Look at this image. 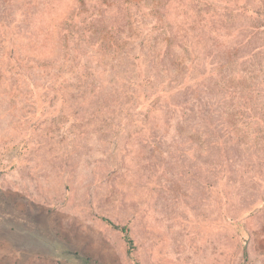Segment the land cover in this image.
<instances>
[{"label": "rangeland", "instance_id": "obj_1", "mask_svg": "<svg viewBox=\"0 0 264 264\" xmlns=\"http://www.w3.org/2000/svg\"><path fill=\"white\" fill-rule=\"evenodd\" d=\"M0 264H264V0H0Z\"/></svg>", "mask_w": 264, "mask_h": 264}, {"label": "trees", "instance_id": "obj_2", "mask_svg": "<svg viewBox=\"0 0 264 264\" xmlns=\"http://www.w3.org/2000/svg\"><path fill=\"white\" fill-rule=\"evenodd\" d=\"M121 232L124 235V239H125L126 243L130 246L132 244V241H131L130 237L128 236V230L125 227H122Z\"/></svg>", "mask_w": 264, "mask_h": 264}]
</instances>
